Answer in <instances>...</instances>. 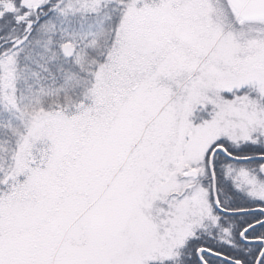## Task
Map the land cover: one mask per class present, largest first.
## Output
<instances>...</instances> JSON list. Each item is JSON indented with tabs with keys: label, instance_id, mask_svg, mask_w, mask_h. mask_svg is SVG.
<instances>
[{
	"label": "snow or ice",
	"instance_id": "6c2138e0",
	"mask_svg": "<svg viewBox=\"0 0 264 264\" xmlns=\"http://www.w3.org/2000/svg\"><path fill=\"white\" fill-rule=\"evenodd\" d=\"M0 264H264V0H0Z\"/></svg>",
	"mask_w": 264,
	"mask_h": 264
}]
</instances>
